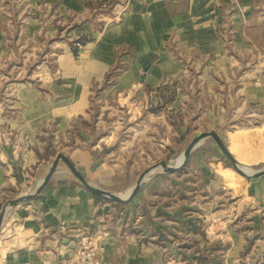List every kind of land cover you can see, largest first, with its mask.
Returning <instances> with one entry per match:
<instances>
[{
  "label": "rangeland",
  "instance_id": "1",
  "mask_svg": "<svg viewBox=\"0 0 264 264\" xmlns=\"http://www.w3.org/2000/svg\"><path fill=\"white\" fill-rule=\"evenodd\" d=\"M82 1L0 0V216L12 207L11 201L36 193L58 154L69 157L73 150L86 151L92 159L83 157L85 162L75 165L102 188L125 196L141 175L156 168L146 175L142 198L192 207L187 216L195 217L196 230L205 241L212 239L210 248L199 247L201 238L175 237L172 241H183L187 254L166 252L160 256L163 262L232 263L228 248L251 235L254 224L250 217L259 215L245 198L248 179L235 171L212 137L198 142L178 171L167 172L161 164L177 166L192 141L212 131L243 159L244 150L235 140L264 129V102L248 103L250 96L239 88L234 93L231 86L243 85L253 66L239 61L231 79L221 77L218 68L225 64L207 61L206 54L197 60L172 45L169 60L147 52L137 62L134 76L122 78L129 68L122 63V55L135 57L133 51L124 49L104 79L88 81L83 72L91 34L102 31L110 20L121 21L124 10L117 7L119 0ZM232 36L231 30L224 35L227 49L234 55ZM85 97L88 101L83 105ZM76 104L79 110L70 114ZM239 166L255 174L264 169V162ZM13 175L22 184L19 189L6 184ZM52 178L47 185L67 179L84 187L64 162ZM97 196L103 203L114 204L118 214L127 217L126 228L132 230L131 211L125 208L131 202ZM148 209L141 206L138 216ZM144 225H137L135 231L143 230ZM187 231L184 233L189 234ZM91 236L103 240L95 231ZM160 240L165 242L164 237ZM149 241L154 239L143 238V243ZM1 242L0 237V253H4ZM250 249L245 247L240 253Z\"/></svg>",
  "mask_w": 264,
  "mask_h": 264
},
{
  "label": "crops",
  "instance_id": "2",
  "mask_svg": "<svg viewBox=\"0 0 264 264\" xmlns=\"http://www.w3.org/2000/svg\"><path fill=\"white\" fill-rule=\"evenodd\" d=\"M119 2L117 7H122L124 11L129 9L125 13L122 11L121 21L110 20L103 28L101 27L102 31L90 33L93 39L85 46L86 56L89 58L83 72L88 81L90 79L96 83L104 79L112 69L118 53L121 54L124 49L133 51L135 57H130V54L122 55V63L129 66L122 78L125 75L134 76L137 62L144 59L147 52L151 57L155 55L156 59L159 57L161 60L164 57L169 60V48L175 45L182 48L186 55L197 60L206 54L207 61L217 65L225 64L224 67L218 68V75L221 77L231 79L237 72L239 61H245L247 66H253L245 74L243 85L234 84L231 88L234 93L239 88V92L249 95L250 101L246 98V102L256 100L263 104L264 0H240L243 14L236 10L233 0H119ZM228 30L234 35L232 36L233 48H236L234 55L230 53L229 48L227 49L228 44L224 37ZM257 80H262L263 83L256 84ZM84 101L83 105L87 104L86 97ZM70 110V114H74L79 107L76 104ZM235 141L244 150L242 157L244 160L237 158L231 151L240 164L251 166L264 162V129L246 133V136ZM72 156H69V159L74 165L77 164L76 161L85 162L83 157L92 159L88 157L86 151L73 150ZM251 160L258 163L246 162ZM76 168L79 170L77 166ZM220 171L226 174L221 167ZM82 175L92 186L106 190L90 180L93 178ZM66 180H60L57 184L49 183L36 199L22 201L7 210L0 232L1 243L6 250L0 253V264H58L63 256L74 253L81 236L94 235V231L103 238L102 243L106 248L104 260L108 264H188L182 260L165 263L160 258L166 252L187 254L184 242L174 243L173 238H183L187 235L201 238L199 244L201 249L204 247L209 249L212 244L210 237L207 238L211 241L207 242L196 230L198 227L195 225V217L187 216L192 207L166 199L164 202L151 199L147 201L146 198H142L146 186L140 189L131 205L125 207L131 211L128 220L133 228L129 231L126 228L128 223L124 224L127 217L120 216L114 204L103 203L84 187ZM6 184L12 189H19L18 186H22L14 175ZM244 191L248 206L259 215L250 217L252 225L254 224L251 235L243 237L246 240H242L241 244H231L227 254L230 253L232 256V263L255 264L260 261V264H264V175L247 180ZM29 205L36 208L35 212L30 211ZM141 206L149 208V212L138 216L137 212ZM146 216H149L148 230L144 229V224L147 223ZM139 224L144 225L143 230L135 231ZM184 231L189 234H185ZM193 232L196 235H193ZM144 237L153 238L154 242L149 241L145 244ZM162 237L165 238L163 244L160 240ZM245 247L251 248L250 251L246 254L240 253Z\"/></svg>",
  "mask_w": 264,
  "mask_h": 264
},
{
  "label": "water",
  "instance_id": "3",
  "mask_svg": "<svg viewBox=\"0 0 264 264\" xmlns=\"http://www.w3.org/2000/svg\"><path fill=\"white\" fill-rule=\"evenodd\" d=\"M207 137H212L217 145L219 146L220 150L222 151V153L231 161L235 171L237 173H239L240 175L244 176L246 179L248 180H252L254 178L260 177L262 175H264V169L255 173V174H251L248 173L246 171L245 167H240V163L234 158V156L232 155V153L230 152L228 146L224 143V141L220 138V136L215 132L212 131L210 133H203L201 135H199L198 137H196L192 143L189 145V147L187 148V150L184 153V157H182L183 161H181V163H178L177 166L175 167H168L165 164H161V166L164 168V170H166L167 172H175L178 171L179 169L182 168V166H184L190 157V153L192 151V149L194 148V146L200 142L202 139L207 138ZM60 162H64L67 167L70 169V171L72 172V174L79 180V182L86 187L89 191H91L92 193H94L95 195H100L103 197L108 198L111 201L114 202H118V203H123V204H128L130 202H132L135 197L138 195L144 181L146 178V175L150 174L152 171H154L156 168H153L151 170H148L145 174L141 175L140 178L138 179L136 185L131 189L130 194L128 196H119L115 193H112L110 191L107 190H103V189H99L96 188L94 186H92L86 179L85 177L80 173V171L76 168V166L72 163V161L69 159V157H67L64 154H58L56 159L53 161L52 166L50 168V171L48 173V175L46 176L45 179L42 180V182L40 183L37 191L35 194L33 195H26L24 197H20L14 201H11L10 205L14 206L22 201L31 199L32 197H34L35 195H39L43 189L45 188V186L47 185V183L52 179V177L54 176V174L56 173L58 166L60 164ZM7 209L5 208L4 211L1 213L0 216V230H1V226L5 217Z\"/></svg>",
  "mask_w": 264,
  "mask_h": 264
},
{
  "label": "built area",
  "instance_id": "4",
  "mask_svg": "<svg viewBox=\"0 0 264 264\" xmlns=\"http://www.w3.org/2000/svg\"><path fill=\"white\" fill-rule=\"evenodd\" d=\"M236 10L243 14V7L240 0H233ZM30 211L35 212L36 208L28 206ZM105 245L94 239L90 234L79 238L74 253L63 256L58 264H108L104 260ZM222 264H240V263H222Z\"/></svg>",
  "mask_w": 264,
  "mask_h": 264
},
{
  "label": "bare ground",
  "instance_id": "5",
  "mask_svg": "<svg viewBox=\"0 0 264 264\" xmlns=\"http://www.w3.org/2000/svg\"><path fill=\"white\" fill-rule=\"evenodd\" d=\"M231 152V151H230ZM181 161H182V159H180V162L179 163H181ZM246 171L248 172V173H250V169H246ZM130 191H131V189L126 193V195L125 196H128L129 194H130Z\"/></svg>",
  "mask_w": 264,
  "mask_h": 264
},
{
  "label": "trees",
  "instance_id": "6",
  "mask_svg": "<svg viewBox=\"0 0 264 264\" xmlns=\"http://www.w3.org/2000/svg\"><path fill=\"white\" fill-rule=\"evenodd\" d=\"M94 196H96L97 198H99V196H97V195H94Z\"/></svg>",
  "mask_w": 264,
  "mask_h": 264
}]
</instances>
